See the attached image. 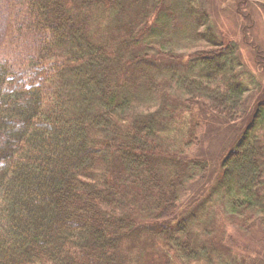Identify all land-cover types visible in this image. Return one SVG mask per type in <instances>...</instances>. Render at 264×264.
Listing matches in <instances>:
<instances>
[{
	"label": "trees",
	"instance_id": "16d2710c",
	"mask_svg": "<svg viewBox=\"0 0 264 264\" xmlns=\"http://www.w3.org/2000/svg\"><path fill=\"white\" fill-rule=\"evenodd\" d=\"M0 4V264H230L217 211L264 227V102L182 205L208 168L197 109L236 121L257 82L207 2Z\"/></svg>",
	"mask_w": 264,
	"mask_h": 264
},
{
	"label": "rangeland",
	"instance_id": "374dc122",
	"mask_svg": "<svg viewBox=\"0 0 264 264\" xmlns=\"http://www.w3.org/2000/svg\"><path fill=\"white\" fill-rule=\"evenodd\" d=\"M205 2L209 6L215 31L224 42L237 44L242 66L239 69L246 71L247 75L244 73L246 83L250 77L255 78L257 82L253 87L250 86L249 89L252 87V90L245 97V113H239L236 121L217 119L220 115L213 119L210 110L197 109L196 113L202 116L206 125L199 134L198 142L186 156L205 161L208 168L188 186L181 200L182 205L193 203L210 190L222 172L224 158L235 148L250 126L251 120L258 114V106L264 102V0H205ZM4 9L6 10V6L0 4L3 17L9 16L10 13ZM12 13L15 15L10 17L11 20H17L19 16L21 21L24 16L19 12L16 14L15 9ZM41 82L40 77L38 84ZM221 215L218 210L215 215L217 224L214 222V233L221 243L219 248L222 252L226 253L227 246L233 250L234 254L230 255L229 263L264 264V227L257 223L251 225V230L246 229L251 234L248 235L244 229H240ZM145 261L153 264L147 259Z\"/></svg>",
	"mask_w": 264,
	"mask_h": 264
}]
</instances>
